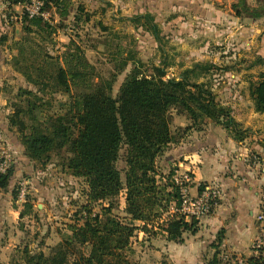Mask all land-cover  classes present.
Instances as JSON below:
<instances>
[{"label": "trees", "instance_id": "16d2710c", "mask_svg": "<svg viewBox=\"0 0 264 264\" xmlns=\"http://www.w3.org/2000/svg\"><path fill=\"white\" fill-rule=\"evenodd\" d=\"M4 1L25 6L32 0ZM41 1L40 12L52 9L59 17L58 24L70 14L69 0ZM230 7L237 17H264V0H232ZM77 11L73 15L76 23L81 20ZM128 19H144L146 29L160 40L159 28L149 13ZM20 23L23 36L13 44L21 59L25 60L26 44L36 43L34 46L41 50L40 56L20 71L25 83L34 89L27 85L18 87L19 102L13 104L9 126L17 128L24 154L32 161L43 165L52 153L65 152L63 166L72 176L83 178L88 188L87 203L79 211L81 222L69 224L68 233L48 254L32 253L25 246L22 264H133L129 259L135 253L131 239L139 229L163 231L166 240L177 243L183 242L185 233L195 234L199 220L179 212L182 199L173 179L174 168L162 174L156 161L189 129L200 130L204 121L220 125L236 141L245 140L248 130L241 128L227 106L215 100L210 87L190 80L207 72L210 65L195 63L179 79H164L165 70L159 66L150 76L139 77L133 71L121 83L117 96L112 97L116 74L98 78L73 39L62 44L59 54L47 51V44H54L52 35L60 25L41 14L29 16L24 8ZM29 53L36 54L30 49ZM126 63L123 61L120 68L116 64L115 72L119 73ZM46 94H60L66 99L59 100L50 111L52 102L45 100ZM250 97L255 111L264 112V73L252 84ZM173 110L190 121L178 136L171 130ZM36 111L38 115H34ZM26 117L33 122L28 123ZM119 159L126 165L123 177L117 166ZM12 173L10 168L0 174V188L7 187ZM121 191L125 193L123 218L112 212V200ZM12 194L16 201V188ZM98 202L100 209L94 212L93 204ZM33 212L34 205L26 198L19 217ZM234 260L222 258L216 250L207 264H237ZM241 264H264V257L251 255L243 258Z\"/></svg>", "mask_w": 264, "mask_h": 264}, {"label": "rangeland", "instance_id": "374dc122", "mask_svg": "<svg viewBox=\"0 0 264 264\" xmlns=\"http://www.w3.org/2000/svg\"><path fill=\"white\" fill-rule=\"evenodd\" d=\"M69 1L70 14L60 24H58L59 17L52 9L45 12L47 19L60 25L52 35L54 44H47V51L55 54L56 50L62 49V44L73 39L82 48L88 62L95 68L98 78H110L111 74H116L112 83V97L117 96L121 83L133 71L138 73L139 77L141 75L150 76L154 74V68L159 66L165 70L164 79H179V75L184 70L192 68L195 63L210 65L209 70L201 73L198 78L190 72L193 76L190 80L204 82L210 87L215 100L227 106L233 118L240 123L241 128L248 130L244 139L264 144V112L255 111L250 97L252 84L259 80L260 74L264 73V62L257 59L252 47L248 48L239 37L232 39V35L228 34L232 28L235 32L237 28L245 25L247 27L249 21L243 19L245 17L241 16L239 20L234 12H228V16H225L228 20L226 18V20L214 21L219 17L216 16V19H213V0ZM231 2L232 0L225 3L219 2L218 7L223 12L221 14L225 15L224 12L229 9ZM79 7L82 9L77 11ZM76 11L81 16L78 23L73 19ZM22 12L23 8L19 13L20 16ZM12 13L14 11L10 12ZM146 13L153 16L160 31V40H156L153 34L146 29L148 24L144 23V19L135 22L128 19ZM15 26V19H13L9 29L12 36L15 33ZM18 27L20 38L23 36L21 23H18ZM35 44H29L28 47ZM38 47L34 46V49ZM126 60L125 67L116 73L115 65L117 64L120 68L122 62ZM22 64L21 62L20 67L23 66ZM26 85L17 84L16 88L8 92L6 108L10 111L5 113L7 126H9L8 116L13 111V104L19 102L16 98L18 87ZM27 87L34 89L32 85H27ZM44 98L52 102L50 111L59 100L66 99L60 94L53 96L46 94ZM34 115H38V111ZM26 119L28 123L33 122L27 117ZM189 124L190 121L185 115L176 113L175 110L172 111L171 130L177 136L181 135L183 128ZM9 127L20 147H23L17 128ZM214 127L221 126L211 121H204L200 130L189 129L184 135L182 134V138L170 144L157 158L158 170L162 174H167L173 169L171 164L167 163L168 153L174 152L173 162H177L178 154L175 151L181 143L186 142L192 131H208L213 130ZM2 148L11 152L13 156L16 155L11 145L1 135L0 149ZM64 156L65 152H54L50 160L43 165L33 161L32 170L38 173V176L37 174H23L21 179L15 183L14 188L17 190L24 183L26 198L34 205V212L31 214L32 218H23V227L18 232V237L15 234L10 235V246L0 250V264H20V262L22 264L24 256L22 251L25 246L32 253L42 251L48 254L62 240L63 235L68 233L69 224L81 222L79 211H82V206L87 203L88 188L83 178L72 176L63 166ZM117 166L123 177L126 166L124 161L119 159ZM174 174H177L175 169ZM28 178L34 179V184ZM112 202L113 214L120 218L126 216L124 191H121ZM13 204L14 206L19 205L14 199ZM99 209V202L93 204L94 212ZM5 242L6 239L3 237L0 240V247H3ZM12 244L16 247H12ZM131 244L135 253L129 259L133 264H167V253L163 251L165 244L161 232H145L139 229L135 231ZM251 253H253L252 250Z\"/></svg>", "mask_w": 264, "mask_h": 264}, {"label": "crops", "instance_id": "0c3cea01", "mask_svg": "<svg viewBox=\"0 0 264 264\" xmlns=\"http://www.w3.org/2000/svg\"><path fill=\"white\" fill-rule=\"evenodd\" d=\"M227 1L213 0V19L219 17L214 21L226 18L228 20L225 16H228V12L233 13L229 5V9L224 12L225 15L221 14L223 12L218 4ZM22 8L23 5H10L0 0V136L2 135L16 152L14 156L10 152L13 173L9 183L5 189L0 188V240L3 237L6 239V245L0 247V250L10 246V235L15 234L18 237L23 218H32L31 215L19 217L22 204L18 202L17 206L13 204L12 191L15 183L23 174L38 176V173L32 170L33 161L24 154L23 147H20L10 127L7 126L5 115L10 111L6 108L8 92L16 88L17 84H26L19 71L30 65L36 56H40L41 50L34 49V46L28 47L29 44H26L27 50L23 60L18 53V47L13 44L19 40L18 23ZM11 11L15 14H10ZM13 19L16 25L14 36L9 32ZM243 19L249 21L248 26L242 28L236 26L235 32L231 26L228 34L232 35V39L239 37L248 48L252 47L254 54L264 62V17L257 20L247 17ZM231 38L227 37L229 40ZM61 48L56 50L54 55L61 53L63 47ZM29 49L34 50L36 54H30ZM11 60L13 63H10ZM21 62L23 66L20 67ZM173 153H168L167 163L171 164L177 175L188 173L187 190L190 196H197L205 189H212L216 191L218 197L215 198L210 212L199 219L197 232L185 233L183 242L168 241L165 233L161 232L165 244L163 251L167 253V264H207L216 250L222 258L234 257V261L237 262L254 255L251 253V245L259 231L255 215L264 193V144L252 142L251 139L236 141L228 136L223 128L214 127L208 131H192L186 142L181 143L175 151L178 154L177 162H173L175 159ZM28 180L33 184L35 182L32 178ZM201 187L202 190L199 191ZM12 247L16 246L12 244Z\"/></svg>", "mask_w": 264, "mask_h": 264}, {"label": "built area", "instance_id": "2783aa9c", "mask_svg": "<svg viewBox=\"0 0 264 264\" xmlns=\"http://www.w3.org/2000/svg\"><path fill=\"white\" fill-rule=\"evenodd\" d=\"M41 5V0H32L30 4L23 6V8L29 16L41 14L45 17V13L40 12ZM11 165L12 156L10 152L4 148L0 149V174L7 172ZM173 179L179 186L182 199L179 212L185 214L187 218L193 217L198 220L210 212L212 202L218 197L215 190L205 189L199 195L192 197L188 194L187 183L189 182V176L186 173L180 175L174 174ZM25 199L26 189L24 183H22L17 190L16 202L22 204ZM255 220L259 231L252 242L251 250L255 256L264 257V193L259 204L258 212L255 215ZM241 263V261H238L237 264Z\"/></svg>", "mask_w": 264, "mask_h": 264}, {"label": "water", "instance_id": "95a60500", "mask_svg": "<svg viewBox=\"0 0 264 264\" xmlns=\"http://www.w3.org/2000/svg\"><path fill=\"white\" fill-rule=\"evenodd\" d=\"M263 172H264V167H263Z\"/></svg>", "mask_w": 264, "mask_h": 264}]
</instances>
